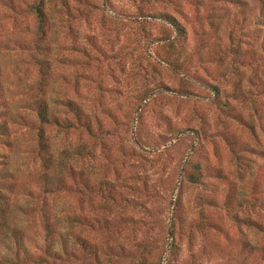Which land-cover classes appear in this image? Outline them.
Here are the masks:
<instances>
[{
  "label": "rangeland",
  "instance_id": "rangeland-1",
  "mask_svg": "<svg viewBox=\"0 0 264 264\" xmlns=\"http://www.w3.org/2000/svg\"><path fill=\"white\" fill-rule=\"evenodd\" d=\"M2 261L264 264V0H0Z\"/></svg>",
  "mask_w": 264,
  "mask_h": 264
},
{
  "label": "trees",
  "instance_id": "trees-1",
  "mask_svg": "<svg viewBox=\"0 0 264 264\" xmlns=\"http://www.w3.org/2000/svg\"><path fill=\"white\" fill-rule=\"evenodd\" d=\"M35 10H36L37 16L39 17L40 22H43L44 11L42 9L41 2L35 6ZM35 109L37 111V115H38L39 120L41 122H50L53 119H54V121H57L56 118L52 119L50 117L45 101H41L40 103H38ZM74 109H75V111H74ZM74 109H73V111L76 114H78L77 108L75 107ZM38 135H39L38 136L39 144L44 146L45 143H44V139H43L44 136H43L42 129H39ZM45 231H46V234H45L44 240L46 241V244H45L44 253L46 255H48L49 257H51L53 259H57V258H61L63 254L70 252L65 238L61 234H58V236H56L54 229L51 228L50 226H47V225L45 226ZM14 236H15L14 239H15L16 244L21 245V240L16 238L17 237L16 234H14ZM16 253H17L16 255H19L18 249H16ZM25 259L29 260L31 262L33 260V256H27ZM0 264H14V261H12V262L2 261V262H0Z\"/></svg>",
  "mask_w": 264,
  "mask_h": 264
}]
</instances>
